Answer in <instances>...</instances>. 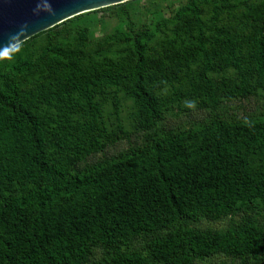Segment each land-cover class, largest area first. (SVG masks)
I'll use <instances>...</instances> for the list:
<instances>
[{"label": "trees", "instance_id": "16d2710c", "mask_svg": "<svg viewBox=\"0 0 264 264\" xmlns=\"http://www.w3.org/2000/svg\"><path fill=\"white\" fill-rule=\"evenodd\" d=\"M181 15L196 35L191 49L202 57L199 77L211 103L198 143L200 129L157 132L163 110L146 56V42L154 35L131 24L133 64L127 70L111 60L89 68L80 52L48 44L34 59H16L0 78V264H195L216 255L235 264H264V227L257 214L259 202L264 204V118L213 115L223 96L264 92V0L242 14L249 33L220 26L215 7L213 33L206 37L194 0ZM121 36L129 35L114 38ZM78 38L86 42L87 31H78ZM180 53L188 67L190 48ZM227 69L236 72L235 86L207 76ZM40 72L51 80L49 88H22L21 77ZM125 82L139 129L154 130L150 143L75 170V164L125 136L119 127L118 135L107 133L94 101L103 89ZM67 110L82 117L74 119ZM200 216H230L232 224L214 232L186 226ZM163 231L145 253L124 249Z\"/></svg>", "mask_w": 264, "mask_h": 264}, {"label": "rangeland", "instance_id": "374dc122", "mask_svg": "<svg viewBox=\"0 0 264 264\" xmlns=\"http://www.w3.org/2000/svg\"><path fill=\"white\" fill-rule=\"evenodd\" d=\"M190 0H128L124 3L111 4L90 12L73 17L56 29L41 34L28 42L24 47L5 52L0 56V78L7 73L16 59L29 57L34 59L48 46L64 45V49L80 52L83 64L87 67L102 65L108 60L124 65L125 70L133 64L131 49L132 37L129 34V25L134 29L147 30L153 33V38L146 42V56L148 71L153 79L152 91L160 101L163 118L158 122L159 134H174L186 129H200L198 143L202 137L204 126L210 121L209 94L203 86L199 73L202 57L191 47L195 46V33L188 28L185 16H177L180 9ZM205 26V36L212 35V17L216 7L219 13V25L236 31L250 32L242 20L245 8L258 4L262 0H194ZM87 31L86 42L78 38V31ZM39 34V33H38ZM122 34L127 38H114ZM22 43V42H21ZM15 47V46H14ZM13 47V48H14ZM190 48L189 66L180 58L182 48ZM165 75L167 79L160 77ZM213 83L228 80L229 86L238 83L236 72L227 69L224 72L213 70L207 75ZM22 88L45 91L51 85L46 80V73H36L30 77H21ZM19 79V80H20ZM129 82L120 87L103 89L94 101L102 111L103 125L107 133L115 136L118 127L125 132V136L113 144H106L98 153L75 164V170L86 165L101 163L118 157L122 154L146 147L152 138L154 130L139 129V115L137 107L128 93ZM116 98V102L113 100ZM117 104L115 112L114 104ZM74 118L82 116L67 110ZM53 115L56 110H51ZM117 115V117H116ZM215 117L225 120L243 118H264V92L258 90L247 98H225L221 100ZM118 135V134H117ZM102 142L105 141L102 139ZM0 190H4L2 187ZM259 224L264 227V204L259 202ZM233 219H238L234 217ZM232 224V217L209 219L200 216L186 223L187 227L203 232L225 231ZM166 231L153 236L130 241L126 250L145 253V247L153 238L162 236ZM96 251L95 256L99 257ZM234 261L223 255H216L204 260L195 261V264H235Z\"/></svg>", "mask_w": 264, "mask_h": 264}, {"label": "water", "instance_id": "95a60500", "mask_svg": "<svg viewBox=\"0 0 264 264\" xmlns=\"http://www.w3.org/2000/svg\"><path fill=\"white\" fill-rule=\"evenodd\" d=\"M128 0H0V56L77 15Z\"/></svg>", "mask_w": 264, "mask_h": 264}]
</instances>
